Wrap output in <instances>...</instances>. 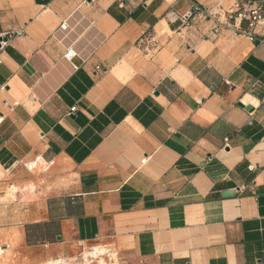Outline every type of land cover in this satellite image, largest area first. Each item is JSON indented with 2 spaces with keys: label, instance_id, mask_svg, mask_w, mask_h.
I'll return each instance as SVG.
<instances>
[{
  "label": "crops",
  "instance_id": "0c3cea01",
  "mask_svg": "<svg viewBox=\"0 0 264 264\" xmlns=\"http://www.w3.org/2000/svg\"><path fill=\"white\" fill-rule=\"evenodd\" d=\"M235 1L0 0L1 242L264 264V27Z\"/></svg>",
  "mask_w": 264,
  "mask_h": 264
},
{
  "label": "built area",
  "instance_id": "2783aa9c",
  "mask_svg": "<svg viewBox=\"0 0 264 264\" xmlns=\"http://www.w3.org/2000/svg\"><path fill=\"white\" fill-rule=\"evenodd\" d=\"M195 10V8H194ZM230 18L233 19H247L250 27L255 25H262L264 27V0H236L232 7L227 11ZM62 28L66 25L62 24ZM253 41L264 42V34L259 37H254L250 33H246ZM136 47L149 54L152 51L157 50L158 45L152 33H143L136 41ZM72 51L69 50L65 53L66 58L72 57ZM75 110L72 107L69 114H72Z\"/></svg>",
  "mask_w": 264,
  "mask_h": 264
},
{
  "label": "rangeland",
  "instance_id": "374dc122",
  "mask_svg": "<svg viewBox=\"0 0 264 264\" xmlns=\"http://www.w3.org/2000/svg\"><path fill=\"white\" fill-rule=\"evenodd\" d=\"M45 166L44 163H37L32 171L38 174L47 173L48 170H43ZM76 248V255L79 258L80 246ZM51 258H53L51 247L31 246L20 249L10 242L0 241V264H46Z\"/></svg>",
  "mask_w": 264,
  "mask_h": 264
}]
</instances>
